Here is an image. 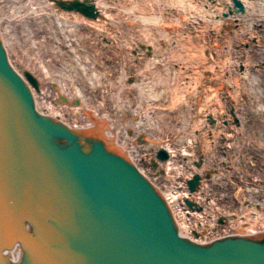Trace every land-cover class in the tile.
Listing matches in <instances>:
<instances>
[{
    "label": "rangeland",
    "instance_id": "rangeland-1",
    "mask_svg": "<svg viewBox=\"0 0 264 264\" xmlns=\"http://www.w3.org/2000/svg\"><path fill=\"white\" fill-rule=\"evenodd\" d=\"M41 1L15 8L9 0L0 14L16 67L82 92L105 130L147 128L148 151L193 164L189 179L203 159L211 236L232 228L215 220L221 215H238L233 226H263L264 0H249L243 12L229 0H96L106 21L71 17L55 29ZM142 45L154 47L152 56ZM150 155L141 163L151 164Z\"/></svg>",
    "mask_w": 264,
    "mask_h": 264
},
{
    "label": "water",
    "instance_id": "water-1",
    "mask_svg": "<svg viewBox=\"0 0 264 264\" xmlns=\"http://www.w3.org/2000/svg\"><path fill=\"white\" fill-rule=\"evenodd\" d=\"M67 7L98 17L91 4ZM24 75L39 91V80ZM30 84L0 32V264H264V233L183 237L166 197L108 143L104 123L77 130L39 113ZM158 158L170 153L160 149ZM200 181H188L192 192Z\"/></svg>",
    "mask_w": 264,
    "mask_h": 264
},
{
    "label": "bare ground",
    "instance_id": "bare-ground-1",
    "mask_svg": "<svg viewBox=\"0 0 264 264\" xmlns=\"http://www.w3.org/2000/svg\"><path fill=\"white\" fill-rule=\"evenodd\" d=\"M8 1L9 0H0L1 2L0 14L2 15L5 14V9L8 7ZM11 1L12 2L10 3L12 4H15L17 2L18 4H15L16 6L14 5V7L19 8L20 4L24 0H11ZM75 1H81L89 5L90 4L94 5L97 10L98 17L96 19H90L89 17L85 16L81 12L68 9L67 6H69L71 3ZM229 1L231 3L229 7L235 8L236 5H235L234 0H229ZM240 1L244 4L246 9L249 7V2H250L249 0H240ZM41 2L45 4L47 7L50 6V8L53 9L50 11L51 17L49 18L52 20L54 29L58 27L59 25H61L62 22L65 23L68 20H70L68 18H71V17L74 19L77 17L79 19H82L83 21H90V22L91 21L100 22L102 20L104 21L107 20V18L103 14L104 13L103 9H101L102 7L99 5V2H97L96 0H42ZM0 19L3 21L2 16ZM1 20H0V32L3 38V41L5 43L8 55H9L10 63L12 67L17 72H19L23 76V78H25L28 84H30L29 80L26 78L24 74L26 71H29V72L31 71L30 70L20 71L16 67L11 57L12 54L10 51V47L8 45V42L5 38V35L1 27ZM142 48L143 49L145 48L146 50L145 52H147L148 55L152 56L153 54L152 51L154 50V47L152 45H148V46L142 45ZM31 73L40 82L39 91L30 84V87L33 91V95L36 101V109L39 113L45 116H49L54 119H57L63 122L68 127L72 129H77V130H90L91 129L92 131H94L96 122H102L97 119L95 122L94 121L95 119L92 117V115L88 111H86L88 108H90L88 107L89 102H88V99L84 96V94H82V92L79 93V95L77 94L76 96L67 94L64 91L66 89V86L65 87L63 86V84L61 83V80H59V82L51 81V82L45 83L43 82L42 79L38 78L34 74V72H31ZM231 112L233 115H235V108H233ZM88 116H91V118H88ZM98 117L101 120L107 118L106 115L104 116L98 115ZM147 132L148 130L147 128H145V130H142V131L139 130V133L135 135L132 134L131 136H127L122 132V130H117L116 128L111 129V126L109 129H106L108 143L112 145L114 149L117 148L118 150H120L122 155L129 158L149 179L152 180V182L157 186V188L166 197L173 211V214L179 224L180 233L183 237H187L197 243H210L217 239H220L226 236H231V235L251 236L255 234L257 235V234L264 233V225L255 229V226L252 225V223L249 221L245 223H239L238 225H236L237 224L236 223L233 226V223L239 220L237 219L239 218L238 215L234 214V215H231V218L230 217L228 218L227 215H221L218 218L216 217L215 220H217L218 222H222L221 224L223 225L226 224L227 227L229 228L230 227L232 228L226 231H221L218 234L217 232H215L211 236V234H209L208 232L209 229H207V227L204 225L205 221L212 216L210 214H207V206L205 205L206 203L204 199L205 193L202 192L206 182H209L208 180L206 181L205 179H209V176H210L209 171L206 174H204L203 172L205 161L202 159L200 164L195 163L196 166L194 168L193 173L200 175L201 181H200L199 188L196 191L192 192L190 190L189 185L187 184L189 180H192L195 177V175H192L191 178L189 179L190 174H192V171H189L191 170L189 169V167L193 166V164L192 165L190 164V166H188V164L186 165L185 162L170 163L171 159L174 158L172 151H169L170 158L167 161H164V162L161 161L158 158L159 151H156L154 154L152 153L153 151L151 150L148 151L149 148L147 147L146 142H148L149 140L148 139L149 132L148 133ZM133 137L136 140H139L137 144L132 143V141H131V144L128 143V140L132 139ZM149 145H152V144H149ZM144 155H150L152 157L148 159L151 164L145 165L143 163H140L141 159L144 158L143 157ZM185 158L186 157H183V159ZM144 160L146 161L145 158ZM152 160H155L159 164V166H157L158 169L156 171L154 170V166L152 165ZM163 168H165V173L160 174V170ZM148 169L155 171L156 174L149 176V174L146 172L148 171ZM158 170L159 172H157ZM174 171H176L177 174H179L180 172L184 173L183 175L184 177L182 179L179 177H176L175 178L176 180L175 179L173 180L170 174L171 173L174 174ZM154 175H155V178H153ZM174 181H176V184H174L175 183ZM186 199L191 200L192 202L195 203L193 208H191L187 204ZM197 205H200L202 207V210H198ZM205 215H208L209 217H206ZM219 227L220 225L218 226L215 225L213 227L212 232L217 231Z\"/></svg>",
    "mask_w": 264,
    "mask_h": 264
}]
</instances>
